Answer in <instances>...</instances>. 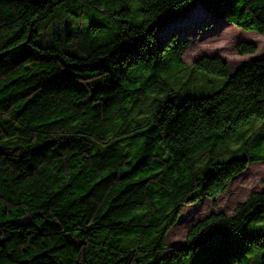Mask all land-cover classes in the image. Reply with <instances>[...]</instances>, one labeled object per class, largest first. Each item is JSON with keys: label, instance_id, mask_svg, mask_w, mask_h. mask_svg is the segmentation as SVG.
Here are the masks:
<instances>
[{"label": "trees", "instance_id": "trees-1", "mask_svg": "<svg viewBox=\"0 0 264 264\" xmlns=\"http://www.w3.org/2000/svg\"><path fill=\"white\" fill-rule=\"evenodd\" d=\"M134 1L139 19L129 0H0V264H264V189L166 247L187 206L264 162V59L190 66L191 42L157 33L202 6ZM202 8L264 36V0ZM199 72L225 82L204 93Z\"/></svg>", "mask_w": 264, "mask_h": 264}, {"label": "rangeland", "instance_id": "rangeland-1", "mask_svg": "<svg viewBox=\"0 0 264 264\" xmlns=\"http://www.w3.org/2000/svg\"><path fill=\"white\" fill-rule=\"evenodd\" d=\"M133 17L139 14L137 8L139 4L134 0H129ZM173 36L179 41H190L191 46L183 53L182 60L188 65H193L203 57H220L228 64L229 72L233 73L237 68L250 60L264 59L261 52H264V36L254 31H243L236 26L223 22L212 14L197 6L183 17L174 20L157 33V37L162 41ZM227 44L224 47L220 45ZM240 42H247L259 45L255 54L241 56L237 52V45ZM197 85H206L204 93L217 91L225 82L224 78L214 77L207 73L196 74ZM206 82V83H205ZM150 99L135 107L137 121L143 123L150 110ZM257 120H253L252 122ZM241 128H245L242 126ZM264 182V162L251 164L247 170L234 178L226 193L220 195L215 200L205 199L192 206H187L180 214L176 225L169 231L166 238L167 250L185 243L189 231L199 221L212 215L224 214L231 216L235 208L245 202L249 196L255 192L263 191ZM264 233V231H263ZM200 254V253H199ZM205 255H198L193 258L194 262L200 263Z\"/></svg>", "mask_w": 264, "mask_h": 264}, {"label": "snow or ice", "instance_id": "snow-or-ice-1", "mask_svg": "<svg viewBox=\"0 0 264 264\" xmlns=\"http://www.w3.org/2000/svg\"><path fill=\"white\" fill-rule=\"evenodd\" d=\"M213 3V0H193V4H200L202 7H206ZM164 23H169V21H164ZM227 44V40L225 41V44L220 45V47H224ZM259 47V45H257ZM261 56H264V52H261ZM260 227L264 229V224H261ZM214 240L213 237L209 236L207 237L205 243H212Z\"/></svg>", "mask_w": 264, "mask_h": 264}]
</instances>
